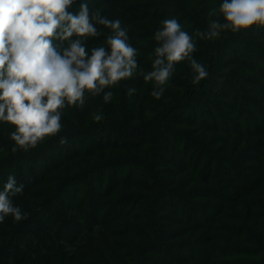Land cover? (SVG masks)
<instances>
[{
  "label": "trees",
  "instance_id": "1",
  "mask_svg": "<svg viewBox=\"0 0 264 264\" xmlns=\"http://www.w3.org/2000/svg\"><path fill=\"white\" fill-rule=\"evenodd\" d=\"M82 2L124 28L137 20L175 18L198 43L192 55L208 75L198 84L172 76L167 85L176 87L173 95L155 109L146 107L160 102L154 97L126 100L131 83L143 84V71L133 74L118 83L119 98L105 102L104 92L115 93L107 88L86 94L83 107H65L60 133L27 151H13L15 129L0 122V191L9 175L24 185L23 193L10 197L24 218L0 223V264H264L263 215L250 227L242 217L236 223L218 217L226 202L244 195L255 198L243 199V208L264 203L258 197L264 192V99L245 97L231 78L220 91L223 106L211 95L212 71L221 63L264 77L261 41L238 48L239 31L211 40L197 35L210 20L224 21L223 0H75L69 11L78 13ZM142 25L128 31V42L137 49L138 64L147 67L158 42L156 32ZM97 28L100 36L84 40L89 54L107 48L111 32ZM252 35L260 40L264 31ZM176 66L194 78L189 61ZM263 80L258 93H264ZM95 113L103 119L95 121ZM212 130L241 141L247 162L235 151L216 154L206 135ZM243 134L255 138L244 144ZM248 144L256 157L249 156ZM180 173L188 179L175 181Z\"/></svg>",
  "mask_w": 264,
  "mask_h": 264
},
{
  "label": "clouds",
  "instance_id": "2",
  "mask_svg": "<svg viewBox=\"0 0 264 264\" xmlns=\"http://www.w3.org/2000/svg\"><path fill=\"white\" fill-rule=\"evenodd\" d=\"M75 0H0V122L14 127L10 134L15 147L25 151L37 147L62 129L65 107H83L86 94L98 96L132 77L138 68L137 49L128 43V30L119 19L109 20L99 10L90 13L88 3L70 12ZM224 22L210 20L204 39L218 38L222 31L238 32L254 25L264 27V0H223L220 5ZM210 16L212 13L209 14ZM154 35L152 70L143 74L153 82L151 95L160 99L175 66L185 60L195 73L198 84L208 73L193 58L196 43L175 19H164ZM97 25L111 30L107 48L94 47L91 53L84 40L98 37ZM66 42V46L59 47ZM136 90L130 89L131 95ZM104 92L105 102L112 100ZM97 122L102 113L93 114ZM63 142V141H62ZM24 185L9 175L0 191V223L11 216L21 221L24 214L10 197L23 193Z\"/></svg>",
  "mask_w": 264,
  "mask_h": 264
},
{
  "label": "rangeland",
  "instance_id": "3",
  "mask_svg": "<svg viewBox=\"0 0 264 264\" xmlns=\"http://www.w3.org/2000/svg\"><path fill=\"white\" fill-rule=\"evenodd\" d=\"M88 1H89L90 4H92L93 2H95L97 0H88ZM92 7L90 9H92ZM94 9H98V7L95 6L92 10H94ZM109 20H114V17L112 16L111 18H109ZM161 22L162 21H157V20H144V21L143 20L142 21L137 20L131 26H125V28H127L128 31H132V30H135V28L137 26H140V25L143 24L142 26L147 27L148 30L156 32L159 29H161V27H162V23ZM121 27L124 28V26H121ZM102 31H105L107 33L111 32L110 29H108V28H106L104 26H103V30ZM261 31H264V27L259 26V25H254L253 27H251L249 29H246V30H240L239 34H238V37L234 40L236 42V43H234L235 46H237L239 48L241 46V43L242 42H246V41H249L251 43L253 41L254 42L261 41L262 46H259V45H257V46L264 49V38L258 40V38H253V35H252V34L259 33ZM129 44L131 45V43H129ZM196 45H198V43H196ZM243 57H245V55ZM153 60H154V58H152V60L147 61L148 66L150 65L149 67L147 66L148 68L138 64V68L133 74H136V73L141 72V71H143V73L151 71L152 70ZM139 62L141 63L142 61H138V63ZM236 68L237 67L235 66V64H229L227 62V64L226 63L225 64L221 63L220 66L216 67L212 71L211 82H212V84L214 86H213L211 95L213 96V99H215L217 102L221 103L222 106L224 105L223 101H225V96H224L225 94L221 93L220 91H224V89H226L224 87V84L226 83L227 79H229V78L234 80V83H235L233 85L234 88L240 87L243 90L242 92H244V96L245 97H250V99L253 100L254 97L258 98V97L262 96V98L264 99V93H258L257 91H255L256 87L259 86V82L258 81L263 80L264 77L258 75L256 72H253L252 74H250L251 76H245V75L239 73V70H237ZM172 76L173 77H177V79H182V80H191V81L193 80L192 75H190V71H188L187 69L181 70V68L177 67V66H175V71H174ZM228 76H230V77H228ZM141 81H143L142 86H144V87H142V86L141 87L133 86L134 84L131 83L130 89L134 88L136 91L134 92V94L133 93L131 94V97H127L126 100H128V101L129 100L130 101H135L136 100V102H140L141 101L140 97L142 95H145V97L147 95L149 98L153 97L151 95L152 90H153V86H154L153 82H145L143 77H142ZM119 85L120 84H117V85H115L114 87L111 88L112 91H115V93L113 94V97H115V98H119L121 96V95H119V92H117L115 90L116 87H118ZM227 88H228V86H227ZM175 89H176V87L174 88L172 86L166 85L163 96L160 99H158V100L155 99L156 101H160V102H155V101L154 102L152 101V103L150 101L146 102L147 103L146 107L149 105V107L154 106L155 109H157V105H159L161 103H167L166 101L169 100V98L171 97L170 95H173L172 92ZM228 92H229V90H228ZM132 95H134V96H132ZM168 96H170V97H168ZM88 99H89V97H88ZM145 101H146V99H145ZM263 110H264V108H263ZM139 113H140V110L138 111V115H139ZM143 113H145L146 115H149V112L147 110H142V114ZM200 115H202V114H200ZM208 133L209 134H206L208 137H210V138L213 137L212 138V142H213L212 147H214V149H215L214 152L216 154L222 153V154L226 155L227 153H229V151H235L237 154L240 155L241 159H243L244 161L247 160V155L248 154H246V152H245L244 156L242 155V150H243L242 146H244V145H243V143L241 141L235 140L233 138L227 140L226 135L220 130H212V132H208ZM243 135H246V136L243 137V140H242V141H244V144L247 143V142L252 141V139L255 138V137L249 138L247 136V134H243ZM262 135H264V131L262 132ZM246 147H247L249 156L256 157L257 153H256L255 148H253V146H251V144L246 145L245 148ZM223 161H225V158L223 159ZM248 163H251V162H248ZM173 177H175V181H178L180 178L188 179L187 175H184L183 173L175 174ZM186 184H187V182H186ZM230 189H231V187L229 186L227 191L230 192ZM255 193H257V192H255ZM258 197H260V202H261V200H264V192H261ZM246 198H255L254 193L250 194V195H244V196H242L241 198H239L236 201H231V202H228V203L226 202L224 204V206H223V208H224L223 211L224 212L221 215L218 214L219 215L218 217H219L220 221H225V222L227 221V222L236 223V222H239L238 218L242 217L240 219V221L244 220V223H246V225H248L250 227V225L253 226V224H255L256 221H258L259 219L264 217V214H263V212H264V203L262 205H260V206L252 203V205H250L249 207L243 208L241 206L242 205L241 201L243 199H246ZM260 215H263V216L261 218H259ZM260 223L264 226V218H262L260 220ZM219 225H221V224H219ZM217 232L220 233V230L217 231ZM223 233H225V232H223ZM242 235L244 236V234H242Z\"/></svg>",
  "mask_w": 264,
  "mask_h": 264
}]
</instances>
